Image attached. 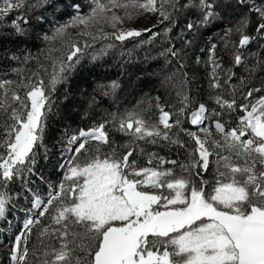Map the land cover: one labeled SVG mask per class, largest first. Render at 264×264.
<instances>
[{
  "label": "snow or ice",
  "instance_id": "6c2138e0",
  "mask_svg": "<svg viewBox=\"0 0 264 264\" xmlns=\"http://www.w3.org/2000/svg\"><path fill=\"white\" fill-rule=\"evenodd\" d=\"M145 14H158L157 23L123 26ZM157 25L160 31L153 30ZM177 28L180 47L172 37ZM213 28L198 53L196 38ZM70 29L88 38L83 46ZM0 32L19 44L34 38L44 45L38 55L5 47L0 57L6 69L0 78V219L20 195L31 203L3 246L7 264H264V0H0ZM130 38H140L136 47L156 38L166 43L158 56L169 70H161L160 85L175 93V102L150 97L65 130L61 175L48 181L45 202L30 182L40 153L52 155L46 141L49 120L58 114L53 93L85 57L96 61ZM96 41L101 47L88 52ZM253 42L256 51H250ZM202 63L209 69L204 93L187 70ZM98 87L108 96L119 84ZM94 103L95 96L88 108ZM117 133L126 139L118 141ZM146 145L175 149L176 158Z\"/></svg>",
  "mask_w": 264,
  "mask_h": 264
},
{
  "label": "trees",
  "instance_id": "16d2710c",
  "mask_svg": "<svg viewBox=\"0 0 264 264\" xmlns=\"http://www.w3.org/2000/svg\"><path fill=\"white\" fill-rule=\"evenodd\" d=\"M83 2H88V0H83ZM256 2L259 4L261 0H256ZM44 27L45 30L49 28L48 25ZM217 30L218 29L215 28L206 30L203 36L196 38V51L198 53L200 48L205 46L208 37L213 36ZM179 31L180 29L177 28L172 33L173 43L176 47H180L182 44V41L176 38V33ZM0 37H6L0 38V57L3 56V48L5 47L9 49L22 47L30 51L33 55H38V50L44 47L39 40L34 38L30 39V42L24 45L19 44V42L7 32H0ZM143 39L147 40L146 37ZM79 43L83 46V42L79 41ZM116 43V49L109 50L106 55L96 61H91L89 58L85 57L81 61V64L78 65L76 71L69 77L68 83L58 86L57 91L53 93V101L56 105L55 110L58 114L52 116L49 120L50 130L46 142L48 143L51 153L52 149H54L53 144L56 146L61 142V136L65 130L71 133L72 129L88 127L94 120L99 122V119L105 117L106 113L113 111L123 112L125 109H132L134 105H137V101L143 100L147 103L150 97L154 98L156 96L161 97V102H164L165 99H167L168 103L175 102V93L166 91L165 88L160 85V80L163 78L161 70H169L165 68L164 59L158 56V53L162 51L166 43L162 45L160 38H156L152 44H144L139 47H136L139 43L137 38H130L123 44H120V42ZM101 44V41H96L87 51L92 52L98 50ZM54 46L60 47L61 45L54 42ZM258 48L259 45L253 42L250 51H256ZM55 55H58V53H55ZM200 55L203 60L206 58L207 54L200 53ZM217 55L223 56L226 65L227 56H225L220 49L217 50ZM39 60L51 71L49 62L44 59V56H39ZM4 65L5 62L0 59V78H3V72L6 70ZM12 66H16V64L13 63ZM28 67L34 69L36 67L35 61H30ZM121 70L123 71L121 72ZM187 70L189 71L190 78H192V74L195 73L194 87L198 88L201 93L206 92L209 83L207 76L209 69L202 63L201 65L191 64ZM236 71L239 73L241 69H237ZM9 78L15 77L10 74ZM113 80L119 84V88L116 89L114 95H103L98 86L107 85ZM253 83L258 86L260 81L257 78ZM69 88L71 89L70 92L68 91ZM65 96H67V99H65ZM93 96H95V103L91 108H88V102ZM202 99L207 101V96H202ZM237 99H240L239 94H237ZM207 102L211 105V101ZM86 109L89 115L84 118L83 113ZM184 126L193 131L195 130V127L188 123H185ZM116 139L122 142L126 137L117 133ZM145 147L148 151L155 150L162 156L167 155L169 159H175L177 155L175 149L171 152H167V150L159 146L153 147L146 145ZM47 160L43 152H41L38 160L37 175L33 176L30 182L33 192H35L34 187H36L38 181H40L39 174L41 166ZM141 162H144L143 157L141 158ZM49 173L50 176L48 178L50 181L56 182L60 175V171L54 169ZM18 187V184L14 185L13 190ZM45 189V186L40 187L39 194H45ZM27 196L31 197L32 192H29ZM18 200L19 203L15 208H11L10 206V211L6 214L7 218L0 219V260H3L5 264H7V255L3 250V246L8 244L9 239L18 233L25 218V210L31 207L30 199H26L24 195H20ZM43 223H48V220L45 218ZM37 231L38 229L34 226L32 231L33 241L36 239Z\"/></svg>",
  "mask_w": 264,
  "mask_h": 264
},
{
  "label": "rangeland",
  "instance_id": "374dc122",
  "mask_svg": "<svg viewBox=\"0 0 264 264\" xmlns=\"http://www.w3.org/2000/svg\"><path fill=\"white\" fill-rule=\"evenodd\" d=\"M157 19H158V14H145V15H142V16L135 18L133 21H125V24L123 26L124 27H135V28H148V27H151L152 25L156 24ZM161 27H162L161 25H157V27L153 30L160 31L159 29ZM104 30L110 32L113 29H111L110 27L104 26ZM69 31L72 33L71 39L74 41L83 42V40L88 39L87 37H81V36L77 35V32L79 31V29H70ZM145 37L148 38L147 33H144L142 36V38H145ZM131 39H134V38H131ZM137 40H139V38H137ZM29 42H30V40H28L27 43H25V44H28ZM122 71L123 70H121V72ZM205 123H207V122H205ZM196 130L197 129L195 127L194 131H196ZM52 151L56 152L57 149L54 148V149H52ZM47 161L43 163V165L41 166V170H40V174L42 173L43 176L45 177V179L42 181L45 184V186H48V181H50V179L48 178L50 176L49 172H52L54 169H58V171H59V167H56V166L52 167V165H47ZM49 162L51 163V160H49ZM49 169H51V170H49ZM47 170H49V171L47 172ZM40 174H39V179H40ZM60 175H61V173H60ZM36 215H38V213H36Z\"/></svg>",
  "mask_w": 264,
  "mask_h": 264
}]
</instances>
